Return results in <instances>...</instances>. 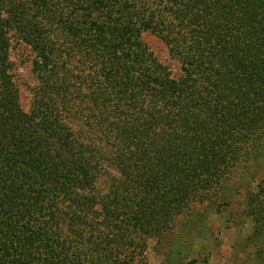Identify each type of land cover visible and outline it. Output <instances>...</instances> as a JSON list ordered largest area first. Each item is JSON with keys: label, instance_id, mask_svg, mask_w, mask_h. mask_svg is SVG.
Here are the masks:
<instances>
[{"label": "trees", "instance_id": "obj_1", "mask_svg": "<svg viewBox=\"0 0 264 264\" xmlns=\"http://www.w3.org/2000/svg\"><path fill=\"white\" fill-rule=\"evenodd\" d=\"M12 36L34 53L29 112ZM260 156L264 0H0V264H147ZM249 214L264 237V203Z\"/></svg>", "mask_w": 264, "mask_h": 264}, {"label": "rangeland", "instance_id": "obj_2", "mask_svg": "<svg viewBox=\"0 0 264 264\" xmlns=\"http://www.w3.org/2000/svg\"><path fill=\"white\" fill-rule=\"evenodd\" d=\"M155 58L179 76V65L156 36L142 37ZM12 74L19 89L20 104L30 111L37 81L31 72L34 53L11 37ZM109 173H113L110 168ZM242 183L226 195L195 202L166 231L147 240V264H264V237L255 238L249 211L264 203V156L239 173ZM105 177L98 184L103 186Z\"/></svg>", "mask_w": 264, "mask_h": 264}]
</instances>
